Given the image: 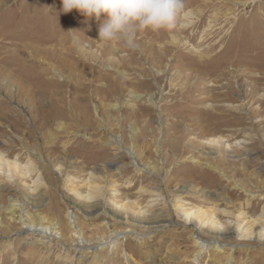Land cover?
I'll return each instance as SVG.
<instances>
[{
	"label": "rangeland",
	"instance_id": "374dc122",
	"mask_svg": "<svg viewBox=\"0 0 264 264\" xmlns=\"http://www.w3.org/2000/svg\"><path fill=\"white\" fill-rule=\"evenodd\" d=\"M183 5L130 49L61 0H0V263L264 264V0ZM12 204L74 212L95 247L42 242Z\"/></svg>",
	"mask_w": 264,
	"mask_h": 264
},
{
	"label": "clouds",
	"instance_id": "9594fccd",
	"mask_svg": "<svg viewBox=\"0 0 264 264\" xmlns=\"http://www.w3.org/2000/svg\"><path fill=\"white\" fill-rule=\"evenodd\" d=\"M62 11L73 9L87 18L100 20L98 35L101 42L121 40L135 49L137 32L169 30L182 11L183 0H61Z\"/></svg>",
	"mask_w": 264,
	"mask_h": 264
},
{
	"label": "bare ground",
	"instance_id": "6f19581e",
	"mask_svg": "<svg viewBox=\"0 0 264 264\" xmlns=\"http://www.w3.org/2000/svg\"><path fill=\"white\" fill-rule=\"evenodd\" d=\"M82 46L79 45V49H81ZM116 141V140H114ZM215 143H219L220 141L222 142L223 139L219 140V139H214L213 140ZM212 142V141H211ZM213 142V143H214ZM132 155V154H131ZM133 158V156H131ZM130 157V158H131ZM0 172L3 173L2 169V165H3V162H6L4 160V158L0 155ZM9 165V164H8ZM14 168L15 170L17 171V168H18V164L15 162L14 163ZM250 189V188H249ZM252 191V190H251ZM250 191V192H251ZM182 192V190H181ZM258 193V191H253L252 194L256 195ZM257 195H261L260 193H258ZM13 204H17L19 205L18 203H13ZM12 206L10 208H8V214H9V220L10 221H18L20 222L22 225H23V228L26 227L28 228L30 231H33L35 233H37L39 236V240H41L42 242L44 243H48L52 240H56L58 242H60L63 238V231L64 230H67L70 232V236L71 237H76L77 238V247L76 249H80V250H84V249H88V248H94V247H90L88 246L89 243L86 241V239H84V236L83 233H82V230L80 228V226L78 225L77 223V216L74 212L72 211H69V224H70V228H67L64 226V224L62 223V221L60 220L59 222H45V218L44 217H41L40 220H34L32 219L31 216L27 217V218H24L23 215L20 213L21 212V208L19 206ZM79 208V207H78ZM80 209V208H79ZM204 214H207L206 212H203L202 215ZM214 214V213H213ZM211 215L209 218H208V221L207 223H210L208 224V227L211 228V229H215V230H220L221 227L217 224V221H216V218L214 215ZM187 217V223H190L192 224L195 228H198V223H196V221L193 218L192 216V213H187L186 215ZM8 220V221H9ZM163 220V219H161ZM7 221V222H8ZM160 220H154L153 223L154 225L152 224V227L154 228H164L165 227V224H160L159 223ZM19 223V224H20ZM59 223V225H61V228L58 230V226L57 224ZM2 224L4 225L3 221L0 219V226H2ZM108 224V222H107ZM213 224L215 226H213ZM200 225V224H199ZM203 226H206V225H203ZM7 228V227H6ZM259 232H260V236L261 235H264V227H260V226H257ZM246 231H249L250 229L246 228L245 229ZM61 231V232H60ZM244 231V230H243ZM36 235V234H35ZM66 235V234H65ZM115 238L114 239H117L118 236H119V233L117 232L115 235ZM69 237V236H68ZM113 239V238H112ZM111 239V240H112ZM66 240V239H65ZM71 240V239H70ZM106 242V240L104 241V243ZM115 242V241H114ZM12 243V242H11ZM103 242H101L100 244L97 245V247H100V246H104ZM197 243L203 247L201 249H199L196 253V256H195V259L194 260H197L196 257H198V255L200 253H202L203 249L204 248H208L209 244L208 242L204 241V240H201V239H198L197 240ZM50 246V245H49ZM218 248H221L222 245H217ZM7 254V253H6ZM3 255V260L1 261L0 264H7L8 263V257L7 255ZM35 256V255H34ZM37 256V255H36ZM30 257V258H26L24 260H26L29 264H62V262H59V261H55L54 259L50 258L49 256L45 255L43 258L39 259L40 257ZM21 259V257H20ZM22 260V259H21ZM20 262V261H19ZM27 262H25L27 264Z\"/></svg>",
	"mask_w": 264,
	"mask_h": 264
}]
</instances>
